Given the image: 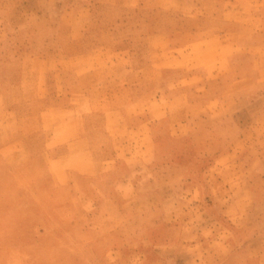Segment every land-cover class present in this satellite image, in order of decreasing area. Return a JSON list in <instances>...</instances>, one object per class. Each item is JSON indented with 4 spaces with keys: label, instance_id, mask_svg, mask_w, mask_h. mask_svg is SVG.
Returning a JSON list of instances; mask_svg holds the SVG:
<instances>
[{
    "label": "crops",
    "instance_id": "crops-1",
    "mask_svg": "<svg viewBox=\"0 0 264 264\" xmlns=\"http://www.w3.org/2000/svg\"><path fill=\"white\" fill-rule=\"evenodd\" d=\"M53 1H58V5L65 2V13L54 15ZM182 2L155 0V6L159 7L157 11L169 12L174 20L158 30L145 32L141 26H135L136 30L129 25L135 22L133 14L141 13L145 8L146 0H0V56H6L3 54L5 51L12 55L11 59H0V66L18 67L8 82L4 81L11 93L0 91V195L6 193L2 192L3 186L12 178L11 175L21 172L38 180L42 185V196L65 193V197L72 200L43 204L32 200L30 196L33 197L34 193L30 192L26 198L24 192H20L28 203L23 212L29 213L22 219L16 203L9 200L8 205L1 206L0 259H10L11 256H6L10 250L20 256L23 250L26 251V246L23 249L22 245L49 243L53 246L58 245L61 239L65 245L83 246L82 249L78 247V251L84 260L91 259L93 264H133L138 261L139 264H182L180 252L184 244V227L189 225L190 219L186 222L178 210L167 206L165 201L161 206L154 203L136 206L134 196L140 181V173L134 167L136 160L132 159L125 138L119 146L112 140L115 139L114 133L119 131L148 135L165 118L176 115L174 102L177 96H181L183 87L199 94L200 87L206 89L217 84L206 90L208 94L213 92L212 96L201 95L194 104L202 110L220 102L229 105L215 92L231 84V79L223 80L222 76L228 71V51L241 44L227 40L232 34L241 36L243 31L240 28L232 32L223 29L221 36L226 37V41L219 42V31L213 26L200 27L202 20L201 23L209 21L208 13L188 14ZM112 6L125 11L128 17L112 21L110 15H104L102 24L107 27L97 28V8ZM217 18L222 23L219 15ZM18 20H26L29 24L22 39L16 38L18 30L14 24ZM116 24L126 30L124 27L117 29ZM123 34L125 46L121 47L114 38ZM135 35L141 38L136 39ZM258 36L250 37L255 40L259 39ZM259 40L264 45L263 38ZM52 53L65 56V68L73 73L71 77L65 73V86L73 83L72 89L58 90L64 78L49 71L53 68L49 65ZM109 53L113 54L111 59L106 57ZM214 60L223 65L213 69L210 63ZM231 67L230 71L236 72L233 64ZM223 68H226L225 72L218 71ZM212 69L218 74L214 75ZM183 72L187 74L183 75ZM240 73L238 70V80L244 76ZM83 78L91 79V86ZM108 80L127 83V96L121 88L112 86L115 95L120 93L125 98L113 100L107 110L101 111L99 107L104 98H100L101 88L97 84ZM95 88L97 93L93 97L91 92ZM171 89H174L172 100L168 92ZM136 104L139 107H135ZM135 114L136 119L131 120ZM195 118L197 116L185 121L187 132L197 130ZM120 119H130L134 124H123ZM152 141L146 139L144 144L147 155L151 156L146 162L147 168L157 156ZM240 143L242 140L237 146ZM238 151L240 161L247 152ZM231 153V150L221 152L213 158V164L216 167L223 164ZM119 163L125 164L127 169L118 171ZM149 176L157 180L153 173ZM214 178L218 187L214 193L222 205L218 215L214 204L209 201L206 206L205 211L211 212L215 219L211 224L222 225V221L216 220L217 215L218 219L227 218L238 226L240 211L231 213L229 201H221L224 189L228 188L219 181V175ZM187 180L195 183L188 176ZM160 181L162 184L165 180ZM100 182L110 186L107 192L101 191ZM209 182L207 179L199 181L193 191L200 194L205 188L207 194L210 193ZM153 185L147 179L146 191ZM172 185L175 187L171 184L169 191L174 198L177 191ZM136 224H139L140 235H136ZM166 229L172 231L171 236L166 235ZM150 230L156 231V235L150 234ZM195 241L194 246H189L193 249L204 247L208 251V259L214 239L203 241L197 232ZM229 243L224 239L219 249L224 251ZM215 254L213 251V258ZM79 257L67 250L63 263L77 264Z\"/></svg>",
    "mask_w": 264,
    "mask_h": 264
},
{
    "label": "rangeland",
    "instance_id": "rangeland-1",
    "mask_svg": "<svg viewBox=\"0 0 264 264\" xmlns=\"http://www.w3.org/2000/svg\"><path fill=\"white\" fill-rule=\"evenodd\" d=\"M182 3L184 5L183 9L188 14L208 13V20L211 22L206 21L201 23L202 20L200 27L213 26L219 31L220 35H218L217 39L219 42L226 41V37L221 36L223 29L232 32L240 28L243 31L241 36L232 34L229 36V40H227L241 44L240 47L237 48L235 46L228 51L229 55L227 59L229 60V65L226 66L228 71L225 72L226 68L218 69L219 72H225L222 75L223 80L231 79V84L217 90L215 93L217 96L223 98L224 102H229V105H223L220 102L217 106H211V108L202 110L201 107L194 104V100H199L201 95L212 96L213 92L208 94L206 90L218 86L217 84L207 86L206 89L200 87L201 90L199 91H203L205 94L201 92L198 94L197 91H190L183 87L181 96H177V100L174 102V105H176V115L165 118L148 135L144 132L119 131L114 133L115 139L112 140L119 146L122 143V139L125 138L129 146L128 150L131 151L132 159L136 160L134 167L140 173V181L136 187L137 195L134 196L136 206L141 207L148 203L161 206L165 201L167 206L172 209L176 208L178 214L186 222L190 219L187 223L189 225L183 226L185 228V232L183 233L184 244L180 252L182 264H197V262L199 264H264V45H261L263 41L259 40L260 37L264 40V0H183ZM58 4V1H53L51 4L54 15L65 13V2H61L60 5ZM157 8L159 7L155 6V0H146V6L142 12L137 11L136 14H133L135 22L133 23L132 21L129 27L136 29V27L141 26L145 32H152L166 25L165 23L168 25L173 22V15L169 12H159ZM95 14L97 16L96 27L101 29L107 27L102 24L104 15H110L112 21H120L128 17L125 11H121L120 8L115 6L97 8ZM218 15L222 18V23L219 22ZM55 24L53 25L55 26ZM14 26L18 30L16 38L22 39V35L25 34V31L29 27L28 21L18 20ZM0 27L2 26L0 25ZM116 27L117 29H122L124 26L116 24ZM251 35H259V39L253 40L250 37ZM134 38L139 39L141 37L135 35ZM114 39L118 41L121 47L125 46L122 43L125 40L124 34L118 35ZM189 39L193 40V38ZM3 54H6V56H0V59L12 58L9 51H5ZM106 57H110L111 59L113 54L109 53ZM64 59V55L56 53H52V57L49 59V65L53 67L49 71L55 74L58 73L64 78V83L60 85L62 87L58 86V90L60 91L70 90L74 86L73 83H68L65 86V73L66 75L69 73V77L73 73L69 68H65L67 64ZM106 59L108 60V58ZM215 60L210 63L213 69L223 65L216 63ZM251 60L253 62H249ZM232 64L236 72L230 71ZM17 68L11 65H7V67L0 66V79H3L2 83L0 82V91L9 92L7 89L9 85L4 83V81L8 82L9 78L18 70ZM203 69L206 70V68ZM213 69V74H218V71ZM238 70L244 74L242 78L240 77V80L236 76ZM185 72H183V75L187 74ZM83 80H85L87 85L91 86V79L83 78ZM94 85L96 86V83H93ZM97 86L101 88L100 98H104L99 107L101 111L107 110L113 100H120L127 96V92H125L127 83L124 81H117L115 83L113 80H108L97 84ZM112 86L121 88L125 96H122L120 93L115 95V91L111 90ZM187 86L191 88V86ZM173 91L174 89L168 91L172 95L170 100L174 98ZM96 93L97 89L95 88L91 94L93 97H96ZM109 93H112V96ZM135 107H139V105ZM229 112L231 114H228ZM202 113H206V115ZM196 116L195 122L197 126L195 129L197 130L187 132L188 126L184 125L185 121H187V118ZM91 119L93 121L95 117ZM134 119H136V114L131 117V120ZM131 120H121V123L133 125L134 123ZM146 139L148 141L153 140L155 153H157L155 161H152L148 168L146 162L151 159V156L147 155V149L144 146ZM239 140H242V143H240V146H237ZM225 146L226 148H224ZM242 146L243 148H241ZM229 150L232 152V155L229 157L231 160L226 159L223 164H219L216 167V164H213V158L221 154V152L225 153ZM238 150L247 152L240 161L237 156ZM118 167V171L127 169L125 164L120 165L119 163ZM149 173H153L157 180L151 179ZM13 174L11 175L12 178L8 179L3 186L2 192L6 193L0 195V207L8 205L9 200H11L12 203H16L15 205L19 206L20 219L29 216V213L23 212V210L25 205L28 204L25 199L29 198L30 192L34 193L33 197L30 196L32 200L35 201L36 199V202H43V204H61L71 200V198L65 197V193L52 196H45L44 194L42 196L40 194L42 185L38 184V180L33 178V175H25L21 172ZM218 175L221 177L219 181L222 182V185H226L228 188V190L224 189L225 195L221 201L224 200V203L229 201L231 213L235 214L236 211H240L239 221L236 222L238 226L227 220V218L224 220L217 218L218 213H220L219 209H221L220 204L222 205L214 193L218 191L214 178L218 177ZM187 176L195 181V183H190L187 180ZM147 179L154 185L152 186L153 188H147L149 190L146 191L145 185ZM163 179L165 181L159 184L160 180ZM203 179L210 181L211 191L207 194V189L205 191V188H203V192L197 194L194 192V185ZM171 184L175 185V187L172 186L177 191V195L174 198L171 191H169ZM98 185L103 192H107L110 187L104 182H100ZM130 190L133 191L132 189ZM20 192H24L26 198L21 196ZM18 193L20 195H17ZM209 201L215 205L216 220L218 222L222 221V225H219V223L211 224V222H215L212 221L215 219L210 214L211 212L205 211ZM140 218L142 219L141 216ZM140 218L137 219L138 222H140ZM136 225L137 227H134L136 235H140L139 224ZM152 232L153 230H150V234ZM171 232L170 229H166L165 231L167 236H171ZM197 232H199V239L203 241L214 239L215 242L210 249V251L216 253L214 258L212 257V252H210L209 258L206 259L208 251L206 252L204 247L193 249V247L189 246L196 242ZM156 233V231L155 233L153 232L154 235ZM54 238L60 239L58 237ZM224 239L230 241V243L223 251L219 249V246ZM22 246L23 249L26 246V251L23 250L20 256L9 249L11 252L9 254L6 253V256H11V258L6 260L0 259V264H65L63 262L65 261V251L67 250L73 255H80L78 263L93 264L91 259H88V261L84 260L78 251V247L82 249L83 246L77 244L65 245L61 239L58 245L53 246L49 243ZM225 255L227 256L223 258ZM133 264H139V261Z\"/></svg>",
    "mask_w": 264,
    "mask_h": 264
}]
</instances>
